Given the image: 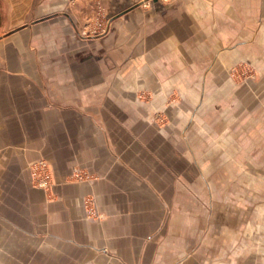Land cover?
<instances>
[{
    "label": "crops",
    "instance_id": "1",
    "mask_svg": "<svg viewBox=\"0 0 264 264\" xmlns=\"http://www.w3.org/2000/svg\"><path fill=\"white\" fill-rule=\"evenodd\" d=\"M141 2L0 0V264H264V182L201 164L184 133L196 106L167 99L242 89L222 64L264 58V0ZM189 71L207 85L190 91ZM76 166L95 178L72 180Z\"/></svg>",
    "mask_w": 264,
    "mask_h": 264
},
{
    "label": "rangeland",
    "instance_id": "2",
    "mask_svg": "<svg viewBox=\"0 0 264 264\" xmlns=\"http://www.w3.org/2000/svg\"><path fill=\"white\" fill-rule=\"evenodd\" d=\"M141 1L145 4L150 0ZM107 31L104 27V29L80 30L79 33L82 36H99L105 35ZM254 52L248 59H233L222 64V69L226 68V81L229 80L232 85L242 86L240 91L233 94L234 96L228 94V97H225L221 92L192 96L190 92L182 94L174 89L167 97L171 105L183 102L190 106L194 103L196 106L194 111L185 110L183 118L185 136L193 140L192 145L200 153L201 164L208 162L213 164L215 161L217 165L230 166L234 182L235 177L237 181L242 177L247 178L249 183L260 180L264 182V58H262L263 54L258 52V48L254 49ZM220 65L215 64L213 70L218 71ZM202 74L203 72L200 71V78H197L189 71L184 77V83L189 85L190 91L193 83L201 85L205 81L207 85L208 77L203 79ZM208 88L212 89L211 84ZM195 95L200 98L198 104H195ZM230 96L233 104L228 106L229 109L214 105V103H223L225 99L229 100ZM139 97L150 100L153 95L151 91L142 90L139 92ZM238 97L243 99L242 104L238 102ZM152 119L164 126L169 122L170 115L161 110L153 113ZM243 167L247 168V174H244ZM93 176L95 178L94 174ZM252 192L249 191V194ZM88 196L94 197V209L97 214L91 216L87 212L89 218L101 219L103 213L97 207L95 195H87L85 200Z\"/></svg>",
    "mask_w": 264,
    "mask_h": 264
},
{
    "label": "built area",
    "instance_id": "3",
    "mask_svg": "<svg viewBox=\"0 0 264 264\" xmlns=\"http://www.w3.org/2000/svg\"><path fill=\"white\" fill-rule=\"evenodd\" d=\"M99 29H104L100 27ZM30 173L33 183L43 189L49 190L54 181L53 168L46 158H39L30 165ZM93 174L86 168L76 166L71 175V179L75 181H84L93 179ZM94 197L88 196L85 200L87 212L91 216H97L94 209Z\"/></svg>",
    "mask_w": 264,
    "mask_h": 264
}]
</instances>
